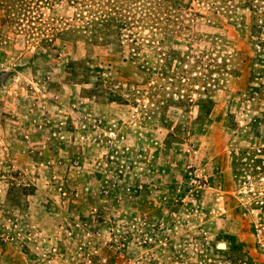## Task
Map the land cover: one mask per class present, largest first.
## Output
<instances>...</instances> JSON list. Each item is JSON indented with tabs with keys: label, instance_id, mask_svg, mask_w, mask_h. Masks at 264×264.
Wrapping results in <instances>:
<instances>
[{
	"label": "rangeland",
	"instance_id": "rangeland-1",
	"mask_svg": "<svg viewBox=\"0 0 264 264\" xmlns=\"http://www.w3.org/2000/svg\"><path fill=\"white\" fill-rule=\"evenodd\" d=\"M0 264H264V0H0Z\"/></svg>",
	"mask_w": 264,
	"mask_h": 264
}]
</instances>
